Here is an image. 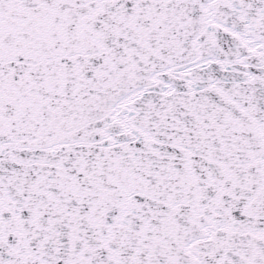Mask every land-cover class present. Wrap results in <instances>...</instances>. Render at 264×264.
I'll return each mask as SVG.
<instances>
[{"label":"snow or ice","instance_id":"6c2138e0","mask_svg":"<svg viewBox=\"0 0 264 264\" xmlns=\"http://www.w3.org/2000/svg\"><path fill=\"white\" fill-rule=\"evenodd\" d=\"M0 264H264V0H0Z\"/></svg>","mask_w":264,"mask_h":264}]
</instances>
